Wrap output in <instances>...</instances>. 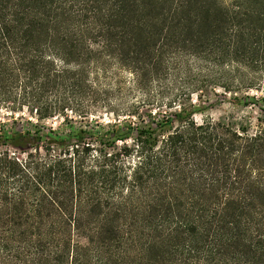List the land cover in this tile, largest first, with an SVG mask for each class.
I'll list each match as a JSON object with an SVG mask.
<instances>
[{
	"label": "trees",
	"instance_id": "16d2710c",
	"mask_svg": "<svg viewBox=\"0 0 264 264\" xmlns=\"http://www.w3.org/2000/svg\"><path fill=\"white\" fill-rule=\"evenodd\" d=\"M250 1L0 0V109L36 120L0 121V264H264V119L197 123L190 99L264 114L235 81L264 73ZM124 73L146 99L102 123L91 79Z\"/></svg>",
	"mask_w": 264,
	"mask_h": 264
},
{
	"label": "rangeland",
	"instance_id": "374dc122",
	"mask_svg": "<svg viewBox=\"0 0 264 264\" xmlns=\"http://www.w3.org/2000/svg\"><path fill=\"white\" fill-rule=\"evenodd\" d=\"M232 1L233 0H222L223 4L225 5L230 4ZM256 1L257 2L250 1V12L260 14L262 18H264V0ZM262 40L263 38H261L259 46L260 49L255 53L254 61H257L258 63L264 62V52L262 53V51L264 50V42ZM193 72L194 73L191 76L188 75L189 79H187L185 82L177 83L176 87L184 91L192 92V89H194V87L199 86V83L204 80V78L202 75H199L198 71ZM123 77L124 79H91L95 83L94 87L96 88L100 96L98 104L95 108H93L91 114L93 116L95 115L96 118H100L99 120L102 123H107L109 120H113L110 113L119 110L123 105H125L126 107V103L128 105H132L134 103H139L142 100L146 99L143 93L136 91L134 86L135 79H132L129 73H124ZM243 78L246 77L241 75L239 79H235V81L236 83L241 81H245L247 83L250 82V87H253V90H250V93L248 94L250 97L257 96V98H264V73L258 70L256 66L252 67L250 65V79ZM196 80H199V82L197 83ZM235 92L237 91H234L231 94L234 95ZM15 93L18 94V97L19 95H24L21 89H18ZM230 95H224L223 90L221 89H217L215 93L213 92V90H209L208 93H203L202 101L198 99L197 95H192L190 97V99L192 100V105H195L199 108V111L196 113L194 118L196 122L201 123V121L205 119H212L216 122L223 121L225 123L235 121L236 123H238V127L243 125L249 132L251 131V133L256 131L258 125L260 124V120L264 119V114L259 111L258 107H242L237 105L233 100H229L225 104H217V102L220 100V98H223V96H226L227 99H232V96ZM237 95L240 97L246 96V92L240 91L237 92ZM20 99L21 98H18V100ZM208 99H210L211 103H215L216 105L209 106V108L207 109H203V107L207 106V103L205 102ZM185 105L189 107L190 102H185ZM14 116L16 118L18 116H21L24 117L26 120H31L32 122L36 123V120L32 119V117L28 113L27 107H24L22 112H13L3 107L0 109L1 122L9 123L11 117ZM69 116L72 117L73 115L69 113ZM92 119L94 118L92 117ZM46 125L57 129L59 127H62L63 119L57 118L49 120L46 122Z\"/></svg>",
	"mask_w": 264,
	"mask_h": 264
}]
</instances>
